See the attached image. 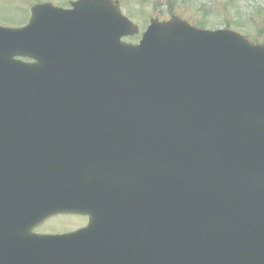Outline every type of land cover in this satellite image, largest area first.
<instances>
[{
	"label": "water",
	"instance_id": "water-1",
	"mask_svg": "<svg viewBox=\"0 0 264 264\" xmlns=\"http://www.w3.org/2000/svg\"><path fill=\"white\" fill-rule=\"evenodd\" d=\"M72 6L0 27V264H264V46Z\"/></svg>",
	"mask_w": 264,
	"mask_h": 264
},
{
	"label": "rangeland",
	"instance_id": "rangeland-1",
	"mask_svg": "<svg viewBox=\"0 0 264 264\" xmlns=\"http://www.w3.org/2000/svg\"><path fill=\"white\" fill-rule=\"evenodd\" d=\"M78 0H0V26L20 27L28 23L33 5L50 3L69 8ZM123 14L139 25L141 33L126 39L138 43L153 18L168 21L178 16L197 28L231 29L264 45V0H119ZM81 216L51 218L39 234H65L86 227Z\"/></svg>",
	"mask_w": 264,
	"mask_h": 264
},
{
	"label": "flooded vegetation",
	"instance_id": "flooded-vegetation-1",
	"mask_svg": "<svg viewBox=\"0 0 264 264\" xmlns=\"http://www.w3.org/2000/svg\"><path fill=\"white\" fill-rule=\"evenodd\" d=\"M0 176L2 177L3 174H0ZM1 177H0V178H1ZM1 201H2V202H6V199H1V200H0V203L2 204ZM4 206H5V205H4ZM0 212L3 213V214L5 215V213H6L5 208H4V207H1V208H0Z\"/></svg>",
	"mask_w": 264,
	"mask_h": 264
}]
</instances>
